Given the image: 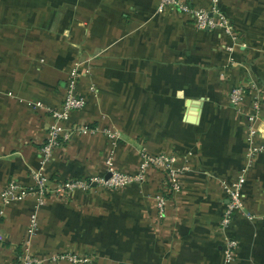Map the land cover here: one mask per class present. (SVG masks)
Listing matches in <instances>:
<instances>
[{"label": "crops", "instance_id": "obj_1", "mask_svg": "<svg viewBox=\"0 0 264 264\" xmlns=\"http://www.w3.org/2000/svg\"><path fill=\"white\" fill-rule=\"evenodd\" d=\"M221 5L236 40L199 30L186 15L158 13L157 0H0V191L10 179L34 183L54 121L38 103L61 107L76 63L88 72L78 85L87 105L65 125L109 126L121 138L113 144L101 134H75L44 167L52 183L103 174L110 155L118 169L134 172L143 148L175 153L188 165L179 192L170 193L164 172L151 168L142 184L55 197L39 208L31 237L36 199L7 205L0 264H19L29 237L35 255L87 253L85 264L223 263L219 226L228 198L221 182L247 165L248 147L246 116L229 96L245 85L248 106L254 84L264 108V0ZM260 131L256 143L264 145V121ZM161 192L168 197L162 220ZM243 193L254 217L238 212L226 229L239 241L234 264H264L263 153L252 160Z\"/></svg>", "mask_w": 264, "mask_h": 264}, {"label": "built area", "instance_id": "obj_2", "mask_svg": "<svg viewBox=\"0 0 264 264\" xmlns=\"http://www.w3.org/2000/svg\"><path fill=\"white\" fill-rule=\"evenodd\" d=\"M209 2L208 6H204L195 0H157V12L164 13L170 10L186 15L192 20L197 29L221 32L236 40L238 34L231 18L222 8L221 0H209ZM227 48L229 50L232 49L230 46ZM87 73L86 70L81 69L80 63H76L72 67L60 108H50L38 103V106L45 108L51 113L54 121L50 124L45 140L42 143L40 168L33 174L34 183L31 186H25L17 179H10L0 191V215L4 214V207L13 202L22 201L29 197L36 199L35 209L31 212L29 219L28 233L30 237L39 228V208L55 197L62 198V196L73 192H88L96 186L120 189L137 183L142 184L147 181L151 168H158L164 172L167 190L170 193L179 192L182 189L180 174L187 169V160L180 162L179 156L175 153H152L145 148L140 153V163L134 172H125L118 169L113 157L110 155L106 159V169L103 174L71 177L66 180H58L55 183L51 182L50 178L45 174L44 167L51 161L55 149L65 145L75 134H101L111 140L113 144L118 143L121 138L120 130L109 126H92L88 123H76L68 127L65 125V122L70 120L74 111L82 110L87 105L86 99L78 92L80 79ZM90 89L94 90V87L91 86ZM252 92V102L248 106H245L247 105L248 96L245 85L234 86L229 96L230 102L238 112L246 116L248 147L246 153L247 165L242 168L233 181L222 180L221 182V189L228 198L219 226L223 235L222 264H234L239 248V241L226 231L234 215L239 212L250 219L254 217V215L245 212L243 188L252 160L259 153L264 154V145L256 143V138L261 132L260 125L264 121V108L258 88L254 84ZM108 174L110 175L107 177ZM167 202L168 197L162 192L156 196V206L161 220L166 216ZM30 237L23 242V251L19 258V264H60L61 262L85 264L91 262V255L72 251L55 252L47 257L35 255L31 250Z\"/></svg>", "mask_w": 264, "mask_h": 264}, {"label": "water", "instance_id": "obj_3", "mask_svg": "<svg viewBox=\"0 0 264 264\" xmlns=\"http://www.w3.org/2000/svg\"><path fill=\"white\" fill-rule=\"evenodd\" d=\"M110 174L107 175V177L109 176Z\"/></svg>", "mask_w": 264, "mask_h": 264}]
</instances>
